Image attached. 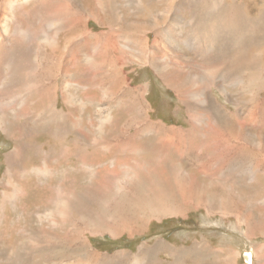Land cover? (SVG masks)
I'll return each mask as SVG.
<instances>
[{
    "label": "bare ground",
    "instance_id": "1",
    "mask_svg": "<svg viewBox=\"0 0 264 264\" xmlns=\"http://www.w3.org/2000/svg\"><path fill=\"white\" fill-rule=\"evenodd\" d=\"M178 1L179 0H157V1L148 0L147 3L148 9L144 5L145 2H138L136 9H131L132 12H135L132 14L135 15L136 17H134L135 18L134 19L132 16V18L130 19L135 20V23L138 19L140 20V18H144V19L142 20L141 23L138 22L140 24H129L131 25V27L127 29L124 26L126 24V21L123 17V14L115 15V16L113 15L114 17L112 16L114 18L113 20L115 21V23L112 22V20L111 23L108 22L109 18H106L107 11H106V7H104L105 5L102 4L103 0H18V2L16 0H11L9 2H7L6 0H0V9L4 7V10H8L10 13L9 15L5 16L4 25L2 24V26H0L2 29H4L0 34V64L5 63L7 66H9L8 63H11L13 58L16 57L14 61V65L17 66L18 70L33 69L31 68V66L27 67V65H25L26 64L25 60L21 58L24 54H27V52L29 51V46L26 48V46H22L23 43L21 42L22 45L19 44L20 47L17 48V44H15V42L18 41L17 37H25L30 41L29 28H23L17 26L18 21L24 19H26L27 22L28 20L38 21L39 24L33 28L43 27L45 25L50 26L51 24L57 25L56 28V30H58L57 37L51 35L49 30L48 31H44L43 29L34 30L35 37L36 34H38L39 32H42V34L45 33L44 36L47 37L46 39L42 40L41 44L39 45V52L36 55L38 68L35 71L36 76L34 77L36 83V87L34 90L35 96L40 98L43 97L44 91H46L48 88L52 89L53 85H54L53 89L56 87L55 85H57L59 90L60 85L57 83L56 79H61L67 76L72 78V80L75 82L76 88L74 89V93L76 94V96L79 93V89L82 87V83L86 84L85 86L91 87L94 86V79L99 80L101 82L99 85H102L103 83V86L106 87L105 97L109 99V100L106 99L107 100L106 104H108V102L111 104L110 102L111 93H117L116 91L119 92L120 90L121 91L123 90L122 89L123 88L122 85L124 81L123 71H125V69L128 67L149 65V67H151L155 71L156 75L159 76L164 86H167L168 88L170 87L172 91L176 94L178 100L179 98L181 99L179 100L180 102H186L187 106L186 105L185 106L186 109L188 110V115H190L189 127H191L192 129L168 127L163 122L153 121L150 118V114L148 115L150 111H148L145 114L144 107L138 100L137 101L131 100L135 104L134 108H132L133 116L135 117L132 118L134 119L132 121L133 123L128 125L127 129L121 132V135L123 136L124 133L130 130V129L128 130V127L131 128L135 127L134 131H130L132 134L131 141H127L125 145L119 147L120 145V137H119L114 141L112 140L113 143L111 144L110 149L115 147L116 149H112L113 151L118 150L120 154L123 153L128 156H132L134 152L139 154L140 149L138 147H134L133 143L138 142L141 133L143 135V131H144V133L146 134L148 133L156 137V143L152 147V150H154L156 153L159 151L161 155L155 157L156 160H154V158H151L150 162L149 160L147 162L142 158L136 160L127 158L128 163H124V164L120 163L117 165L118 168L127 167L124 169L130 171L131 174L134 176V179H127L126 182L122 181L124 185L121 186L119 189L121 197L118 194V197L114 199L113 202L111 201L112 203L111 202L108 203L105 212L106 214L105 215L101 214L104 216V218L100 216L101 218L100 221L98 218H97L98 220L96 221L95 219L86 220L88 217L87 216L86 219H84L86 215H83V217L80 218L79 217L76 218L77 215L80 216L81 213H79L80 212L79 209H82V207L79 206L77 208L76 204L74 203L73 205L72 204L69 205L68 201L73 202L74 201L73 198L71 197V200L67 199L66 201L64 198L63 190H61V188L60 190H57V187L54 190L55 197L51 198V200L53 201L51 205L54 203V206L51 208V212H49L47 210L48 205L46 206V204H44V199L42 198L41 192L42 190H44L43 188L47 189L48 180L52 178L51 172L53 171L51 168L52 164H50V161L47 159L44 164V169H40L37 168L35 162L31 163L30 166L24 165L23 167L21 165V162L26 158H23L21 161L16 163L15 160L11 158L12 156L8 157V161H6V163H8L9 165L7 164V169L5 170V176L3 177H5L4 181L7 180V182H5V185L7 187L9 186L8 188L10 189L11 193L3 192L2 196L4 197V199L11 200L17 197L15 200L17 205L13 206L16 209L15 211L17 213L22 212L23 215L24 214L26 215L30 212L32 213L33 211L31 209L33 206H30L28 204L27 196H29L31 192L30 190L34 188L33 185L35 186V184H37L38 185L37 188H39L40 190V194L38 195L40 203H38L39 205H36L34 203V205L36 208L43 210L42 211L40 210L41 212L38 209L35 210V212L37 213L35 215H37L38 217L40 216V219L43 218L47 222L48 220H50L51 225H53L54 227L53 232H55V230H58L62 233L63 229H67L69 227V229L62 236L63 241H60L58 239V235L56 236L55 234H50L51 232L46 233L45 234L46 237L44 238L43 236H39V235L38 237L34 235H30V236L27 235L26 239H28V241L25 243H31V244L34 243L35 244L34 249H36L41 256L42 254L46 253L45 252L46 250H50L52 251V254L53 253L55 254L54 256L52 255L53 257L51 258H49L47 254L46 256L43 255L44 256L43 259L46 263L48 262L50 263L52 261H61L60 263L64 264L63 261L66 260L67 263L65 264H144L145 262L156 264L153 263L151 259L152 256L150 255V252H148L149 250L146 251L144 247L143 248L140 247V251L136 256L120 253L111 258L108 256L104 257L101 254L97 253L93 249V247L90 246V244L88 243L89 241H87L88 240L87 237L89 236L91 237V239L99 235L102 236L109 235L111 237H117L122 233L134 234V232L138 231L139 229L143 231L146 225H149L152 221L156 219L160 222L161 221L163 222V220L165 218H169V216H172L171 218H173L174 216H183L184 214L189 212L184 210L188 208V205H191L187 201H192V202L196 201L194 203V209L197 211L204 208L205 210H207V213L209 212L210 214L219 212L224 217L232 216L233 218H236L237 221L241 224V226L247 227L246 233L249 239H251L252 236L255 237V235L251 236L250 234L251 230L252 231L254 230V228L251 229L253 223L254 225H259V223H261L262 224L261 227L258 228L257 230L261 232L260 236L264 235V207H262L261 210L262 212L261 214L263 215L262 218L260 219L259 222H255L256 218L254 219V215L251 208L249 207L248 203L245 202V196L252 193V191L256 188V185L260 180L257 183L252 181L250 184H247V182H244L245 179L240 180L239 178V186L242 188L243 195L241 194V196H238L239 195L238 194L237 196L236 195L234 196L232 194L230 196L228 194L229 198L225 199L224 201L216 199L215 202L216 207H214V205L211 206L214 203H212L211 205L208 204L207 206L205 205L207 204L206 201L213 200L211 196H202V189L200 186L196 190V187H194L195 185L192 183L193 177L190 174L181 171H179V174H174L173 172L175 171H173L172 169H171L172 171L170 170V168H172V165L170 162H168V161L172 162V159L169 157L167 158V156L169 155L171 156L172 154L173 155L176 154L181 159L187 161L190 160L192 157H195L194 161H196V164L194 163V166L196 167L197 172L201 174L204 179L212 180L213 182H214L213 179L217 177L216 179L220 186L222 185L226 186L228 183H230L231 177L229 176L228 172L231 173L234 169L237 170L238 174H244V173L246 174L247 172H252L253 175H256V173L258 174L259 172H262L264 170V142L261 140L253 141L252 140L253 137L251 135L252 132L249 131L250 128L252 129V125H256L257 130L262 128L261 131H264V101L262 100V98L261 100L258 99L259 92L264 89V33H262L261 31L263 30L264 32V26L261 28L256 26L260 20H262L260 24L264 25V17L262 16L264 0L244 1L245 6H243V8L247 10V14L249 16V17L247 16V18H249V21L244 16L245 11L241 9V6L243 5V1L241 0H185V1L182 0L181 4H183L184 7H186L184 4H187V12L189 18L184 17L185 18L184 22H186L187 24H185L183 27L177 25L178 27L176 28L175 25L177 23L175 24L176 22L175 19L177 17L171 16L173 14V13L171 14V12H169V14L164 12L163 13L164 21L167 22L166 24L169 23L172 26L170 32L167 34V32L165 31L168 28L167 25L162 28H157L159 27L158 23H160L162 19L161 17H159L160 15H156L158 17L154 16L153 13H151V11L157 4L161 5L162 2H164L166 5L172 3V7H173L177 5ZM31 2H34V4L36 5L34 6L33 11H31V13L26 14L25 4L29 5ZM191 3L193 5L197 4L196 6L197 8L195 10L193 5L190 8L188 7L189 4L191 5ZM63 4L65 6H62ZM99 5L102 6L100 9L98 8ZM143 7L146 10L145 13L139 11V9H142ZM86 8L88 10H86L85 12L88 14L89 19L91 21L92 20L94 21V13H97L96 15H97V19L99 20V24H101L100 20L104 18L107 20L106 28L107 30L110 31L111 35H108V33L107 35L101 33L97 37L100 40L107 38L106 40H104L105 42H100V40L97 39L95 40L96 36L93 34H87L86 31L85 34L84 28H77V26L84 21V15L82 13V10L83 9L85 10ZM45 10L49 11V17L45 15ZM101 11L104 12L103 17ZM180 11L181 10H179V12ZM99 15L101 18H99ZM0 19L3 20V17L1 18V15H0ZM149 20H151L152 23H150ZM244 21H248L249 24H251V27L249 26L250 28L247 30L244 29L245 26ZM184 22H182V25L184 24ZM85 25L87 24L85 23ZM100 26H102L101 28L106 29L102 24L99 25V27ZM190 26L194 27L193 28L194 32H191L192 30ZM116 27H118L119 31L116 29ZM160 31L162 32L161 35H160ZM243 32L244 35L246 34L248 36V38H245L246 42L242 41V38L244 36V35L242 36ZM158 34L161 37H163L162 38L163 46L164 45L167 46V44L168 46H170L172 44L170 49L171 51L168 52L166 50L168 47L166 46H164V48L160 47L158 45L159 39L157 41L158 48H162L166 53H169L170 59L167 58L166 60L165 57L161 58L157 54V46L151 45L150 43L147 42L145 43L143 41L145 40V38H147L149 41L150 36L152 35L154 36L153 38L158 37ZM173 35L176 36L171 39V36ZM259 36L261 37V39ZM176 38L179 41L185 40V42H187V40H190V43L195 44L196 45L195 47H197L196 52L198 53L196 54L197 57L196 58L192 57L185 60L183 58L182 59L179 58L181 60H177L178 58H175L174 55L176 52L181 54L182 47L178 45V42L177 43L172 42L174 41L173 39H175L176 41ZM110 40L111 42H109ZM141 40L143 43H141ZM1 41L3 42L2 44ZM221 41H222L221 49L223 54L221 57H218L219 53L217 54V50L215 49V47L220 46ZM97 43L99 44L96 45ZM102 45L104 46L100 50ZM98 53L99 55H102V61L104 62L102 67L100 64L99 65L97 64V58L99 57ZM198 55L200 56V59H198L197 61ZM3 56L4 57L6 56L8 58L5 59ZM1 57H3V59ZM72 57H75V59H72ZM169 60H171V63L169 64H171L172 66L166 64L169 62ZM158 62L159 65L157 67L156 65ZM79 63L83 66H79L78 65ZM164 63L167 65L168 68L164 67ZM12 67L10 65V68ZM2 70H0V72ZM22 70H20L21 73ZM17 72L16 74H18ZM2 73L5 74L3 71ZM239 75H241V77L244 78L242 79ZM244 79H246L245 82L243 81ZM112 80L116 81V83L113 84V88L106 86V83ZM2 82L3 79H1L0 77V89L2 86V92H3L2 94H4L5 86L2 85ZM240 84L245 85L244 88L242 87L243 88L242 90L240 88ZM26 87L27 86H25V88ZM232 87L238 89L239 91L237 92V95L239 93L238 96L240 95L241 96L243 95V97L247 96L246 99H249L251 97L250 99L251 102H249V100H247L248 102H246L248 106H242V110H244V112L250 118L249 125L242 124V121L240 119L241 110L239 109L236 110L235 108L233 110L231 109L228 110L227 107H225L227 105L224 104L222 105L218 103L220 99L219 97L233 104L234 107L235 105L240 103L237 97L232 96L230 94L231 92H229V89H231ZM10 88L8 87V89ZM62 90L68 93L69 99L71 98L70 100H68L70 105L67 104V106H70L69 108L71 109H75L76 107L74 106L77 104L78 101L76 98H74V95L73 96L71 95V93L73 92V85L70 83H66L62 88ZM83 90L85 91V89ZM27 91L29 90L27 89ZM137 92H138V97L141 99V97L143 96L141 90ZM213 92H216V94L214 95ZM235 94L236 93H234V95ZM43 101L45 100H42L41 102ZM56 102L57 100L55 99V102L51 103L50 105L51 109H57ZM80 104L81 103L77 105ZM126 107H128V105H126ZM61 111L63 113V111L65 110L63 109ZM129 111H131V109H129ZM5 115H7V112L3 113L4 117ZM20 117L25 118L26 122H31V119L27 118V113L25 112L21 113ZM107 117L109 121H107L106 123L103 122L104 124H106L109 127H113L114 125H116V121L114 120L115 117L113 118L109 113L107 114ZM66 118H67V123L71 128L69 136L70 137L72 136L75 139V140L73 139V143H75L76 140L83 141L84 139L82 138V136L80 137V133H77L75 131L77 120L74 122L72 117L69 118L68 115H66ZM42 122H44V119ZM7 127L11 128L7 122H0V132L3 133L4 135L12 132V130H8ZM198 127L201 128L200 131L201 133L199 134V136H198V132L200 129H198ZM87 133L88 132H86V134ZM197 137L200 139V143L198 145L196 144ZM260 138H262V136H260ZM99 139L102 143L104 141L106 142L105 144L109 145L105 137L101 136ZM53 140L55 139H52V141ZM85 141H86L85 146H87L89 149L91 147L89 146L90 142L87 144V138ZM232 141L234 142L236 141L238 143H233ZM93 144L94 145L97 144L96 146H100V147L104 146L103 145L104 143L101 144L98 143L97 141H94ZM67 145L65 146L64 144H61L60 148L58 147L59 148L58 152L61 151L64 152V154L67 151L66 149H68L70 153L72 149V154L66 155L63 158H65L66 160L68 159V161L77 160L76 158L79 159V154H78L79 152L77 150L74 151V148L71 147L67 148ZM106 146L104 148H106ZM50 147L51 149H54L53 145ZM253 147H256V151H254ZM76 149H78V147ZM196 151L199 154H197ZM19 152L21 151L19 150ZM249 153L252 154L251 157L249 158L251 161L250 160L246 161L245 156L248 155ZM50 158L53 159V157ZM57 164L58 167H61L65 164V162L57 161ZM73 165L71 166V164L68 163V166L70 167H73ZM208 166L210 168V171L205 169V167ZM113 170L115 169H112V171ZM144 170L146 171L149 170V171L144 175V177H142L141 175L144 173ZM236 170L234 171L236 172ZM17 171H19L20 173H17ZM101 173L103 175L102 171ZM98 174H100V172ZM162 175H165L168 178L167 179L163 178ZM171 175H179V177L174 181V185L171 188H169L171 186V183L169 182ZM71 176L73 177V174ZM193 176H197V175L194 174ZM17 177H20V180H17L19 182H16ZM118 177H121V175H119ZM187 177H191V178L187 179ZM43 180L44 181L46 180V184L42 182ZM171 180L173 181L174 179L171 178ZM68 183H70V181ZM107 183H109V181ZM144 185H146L148 189L151 187L150 185H154L155 187L152 186L150 190L148 189L143 190ZM137 187H140L143 191H141ZM105 188L106 189L104 190V192L100 193L102 199L109 198L110 196L109 190H107L108 187ZM111 188L112 186L110 187V189ZM156 188H160L158 189L160 193L159 192L156 193L157 192ZM176 192H178L182 196L183 199L182 202L177 201V199L181 197L176 195ZM233 192H235V189ZM239 192L240 191H238V193ZM122 199H125L127 201H132L134 202V204H129V209H127L126 205L123 204ZM96 200L98 201L99 199ZM202 200H204L205 203L202 204ZM260 200H264V198ZM0 210L2 209L0 208ZM44 210L48 211V213L44 212ZM86 212H89V210H87ZM35 215L33 214L32 216ZM4 223L5 222L1 221L0 230L3 229L2 227ZM12 224H13V227H11L12 231L10 233L8 232L0 233V236L5 238L4 236L8 237V235H10L6 244L14 246V243L17 241L16 239L20 238V233L21 234L25 233L27 228L26 226L17 227L21 223L17 225L16 222L15 223L12 222ZM24 235L25 234L21 235V237L24 238L25 237ZM164 246L166 250H169L168 251L169 255L167 256H170L171 259L172 257H175L174 264H184L183 255L182 253L179 252L180 249L175 251H170L168 245H164ZM191 248L189 247L183 249L182 252L190 251L191 254L189 255V258L192 261H201L200 262L201 264H236V261L239 259V255L238 253H236V251L223 249V247L215 248L212 245H210V243L206 240H202V241L198 240L197 242H194ZM16 253H21V251L19 250ZM254 253L246 252L244 256L246 264H253V260L256 255V254L254 255ZM32 254L33 252L30 253L29 255L25 254L26 260H29ZM241 254L240 256L242 257L243 254L242 255ZM23 255L24 253L21 256L18 255V258H22ZM210 255H213L215 259L209 262L208 257ZM8 257H9L8 260H12L14 257L17 264H19L18 259L14 253L9 254ZM0 264H6V261L3 260L1 261Z\"/></svg>",
    "mask_w": 264,
    "mask_h": 264
},
{
    "label": "rangeland",
    "instance_id": "2",
    "mask_svg": "<svg viewBox=\"0 0 264 264\" xmlns=\"http://www.w3.org/2000/svg\"><path fill=\"white\" fill-rule=\"evenodd\" d=\"M6 1L9 2L11 0H6ZM16 1L18 2V0H16ZM116 1L115 0H103L102 4L105 5L104 7H106V11H107L106 12V18H109L110 20H112V22L115 23V21L113 20L114 19L113 17L115 15H120V14L122 15L123 14V17L126 21V24L124 26L127 29H129L131 27V25H129V24H140L142 22V20L144 18H140V20L138 19L136 21V23H135V20L130 19V18H132V16H133V18L136 17L135 15L132 14L135 12H132L131 9H136L138 2H145L144 5L148 9V6H147L148 0H116ZM241 1H243V5L241 6V9L243 11H245L244 16L247 18V16H248L247 10L243 8V6H245L244 1H246V0H241ZM181 2H182V0H179L177 2V5L173 6V7H172V3H169L166 5L164 2H162L161 5L157 4L153 8L151 13H153L154 16L160 15L159 17H161V19H162V20L160 19L161 22L158 23L159 27H157V28H162V27L167 25L168 30L167 29L165 30L167 32V34L170 32V30L172 28V26L169 23L166 24L167 22L164 21V16H163L164 12L168 13V14H169V12H171V14L173 13L171 16L177 17L176 19H178V20L175 19V21H176L175 24L177 23L175 25L176 28L179 25H180V27H183L185 24H187L186 22H184L185 18H189L188 12H187V4H184L186 6V7H184L183 4H181ZM35 5L36 4H34V2H31L29 5L25 4V6H26L25 13L26 14L31 13V11H33V8ZM192 5L193 4L191 3V5L189 4L188 7L190 8V7H192ZM27 6H28V8H27ZM62 6H65V5L63 4ZM99 6H98V8L100 9L102 6L101 5H99ZM196 6H197V4L193 5L194 10L197 8ZM86 10H88V9L86 8L85 10L84 9L82 10V13L84 15V21L81 22L80 24L78 23L79 25L77 26V28H84V32L86 31L87 34H93V35L97 34V36L95 37V40L96 39L100 40L97 37L101 33H104L106 35L108 33V35H111L110 31L107 30V28L103 29V28H101L102 26L99 27V25H101V24H99V20L97 19V15H96L97 13H94V21L93 20L91 21L89 19L88 14L85 12ZM179 10H181V11L179 12ZM139 11L145 13L146 10L143 7L142 9H139ZM154 12H155V14H154ZM101 13H102V17H103L104 12L101 11ZM178 13H180V14H178ZM9 14H10L9 11L4 10V7H2L0 9L1 18L3 17V20L0 19V26H2V24L4 25L5 16L9 15ZM45 15L47 17H49V11L45 10ZM262 16L264 17V6L262 9ZM156 17H158V16H156ZM99 18H101L100 15H99ZM247 19L249 21V18H247ZM248 21H244V24H245L244 29H246V30L251 27V24H249ZM261 21L262 20H260L256 26H258L260 28L263 27L264 25L260 24ZM108 22H110V21H108ZM138 22H140V23H138ZM149 22L152 23L151 20H149ZM178 22H180V23H178ZM182 22H184L183 25H182ZM85 23L87 25H85ZM38 24H39L38 21L28 20V22H27L26 19L20 20L17 22V26L23 27V28H29L30 41L25 37H17L18 41H16L15 44H17V48L20 47V45H22V43H23L22 46H26V48L29 46V51L27 52V54H24L21 58L25 60V62H26L25 65H27V67L31 66V68H33V69H29V70L20 69V70H22V73H21V71L18 70L17 66L14 65V61H15L16 57L13 58L11 63H8L9 66H7L5 63L0 64V70L3 69L2 71L5 73V74H3L1 71L0 74L1 73L2 74L0 75V77H1V79H3L2 85L5 86L4 92L6 93V94L5 93L2 94L3 92H2V86H1L0 94L3 97L0 95L1 96L0 97V122H7L11 127V128L7 127V129L12 130V132H10L9 134H5V135L0 132V180H1L0 181V183H1L0 184V208L2 209V210H0V224H1V221L5 222L3 224V227H2L3 229L0 230V233H5V232L10 233L12 231L11 227H13L12 222L13 223L16 222L17 225L21 223L17 227L26 226V228H27L25 233H23V234H25L24 235L25 237L24 238L21 237V235H23V234L20 233V238L16 239L17 241L14 243V246L6 244L10 235H8V237L4 236L5 238L0 236V238H1L0 239V263H1V261L5 260L6 264H17L14 257L12 260H8L9 259L8 256L11 253H14L16 255L19 264H52V263L53 264H61L60 263L61 261H52L50 263L49 262L46 263L44 261L43 257L46 256V254H47V256H49V258H51L55 254L54 253L52 254V251H50V250H46L45 251L46 253L42 254V256H41L39 254V252L36 249H34L35 248L34 243L33 244L25 243L28 241V239H26V237H27V235H29V236L34 235L37 237L39 235V236H43V238H44V237H46V235H45L46 233L51 232L50 234H55L56 236L58 235V239L60 241H63L62 236L69 229V227L67 229H63L62 233L58 230H55V232H53L54 227H53V225H51L50 220H48V222H47L43 218L40 219V216L38 217L37 215H35V214H37L35 212V210H37V209L39 211L43 210V209L36 208L34 205V203L36 205H39L38 203H40L39 198H38V195L40 194V190H39V188H37L38 187L37 184H35V186L33 185V187H34V188H32L33 190L31 189L29 196H27L28 197L27 198L28 204L30 206H33L31 209L33 211L32 213L37 217L32 216L33 214L31 212L26 214V215L25 214L23 215L22 212L17 213L15 211L16 209L13 207L14 205H17L16 201H15L17 197H15L11 200H5L4 199V197L2 196L3 192L11 193L10 189L8 188L9 186L7 187L5 185V182H7V180L4 181L5 177H3V176H5V170L7 169V164H8V163H6V161H8L9 156H12L11 158H13L16 163L21 161L23 158H26L25 160H23L21 162V165L23 167H24V165L30 166L31 163L35 162L37 168L44 169V164H45L46 160L48 159L50 161V164H52L51 168L53 171V172H51L52 178H50L48 180V184H47L48 187L46 186L47 189L43 188L45 191L42 190V192H41L42 198L44 199V204H46V206L48 205L47 210L49 212H51V208L54 206V203L51 205V203L53 202L51 200V198L55 197L54 190L57 187V190H60V188H61V190H63L64 198L66 201H67V199L71 200V197L73 198V200H74L73 202L68 201L69 205L70 204L73 205V203H74V204H76L77 208L79 206L82 207V209H79V211H80L79 213H81L80 216L77 215L76 218H78V217L80 218V217H83V215H86L84 218V219H86V217L88 216L86 220L95 219V221H96L99 219V221H100V219H101L100 216L104 218L103 215L106 214L105 212H106L108 203L111 201L113 202V200L118 197V194H119V196L121 195L119 192V189L121 186L124 185V183L122 181L126 182L127 179H134V176L131 174V172L124 169L127 167L118 168L117 165L120 163H123V164L128 163L127 158L134 159V160L142 158L143 160H146L147 162L149 160V162H150L151 158H154V160H156L155 157H158L161 155V153L159 151L156 153L154 150H152V147L156 143V137L153 135H150L148 133L146 134V133H144V131H143V135L141 133L140 139H138V142L133 143L134 147H138L140 149L139 150V154L141 153L140 155L137 154L136 152H134L133 153L134 155L132 154V156H128V155H125L123 153L120 154L118 150L113 151L112 149H116L115 147L110 149L113 141L118 139L119 137H120L119 147L125 145L127 143V141H131L132 134L130 131H134L135 127H132V128L128 127V130L130 129L128 132H126L128 135L126 133H124L123 136L121 135V132L126 130L127 126L133 123L132 121L134 119H132V118L135 117V116H133V109H132V108H134L135 104L131 100H134V101L138 100L143 105L145 114L148 111H150V113H148V115L150 114V118L155 122L156 121L163 122L168 127L192 129L191 127H189L190 126V121H189L190 115H188V110L186 109V106H187L186 102H180L179 100H181V99L179 98V100H178V98L176 97V94L172 91V89L170 87H169L170 88L169 89L167 86H164V84L161 81V79L159 78V76L156 75L155 71L151 67H149V65L128 67L125 69V71H123V76H124V81H125V82L123 81V85H122L123 90L122 91L120 90L119 92L116 91L118 94L117 93H111V95H110L111 104L109 102H108V104H106L107 100H109L105 97L106 87L103 86V83H102V85H99L101 82L99 80H95L94 77H93L94 86L88 87V86H85L86 84L82 83V87L79 89V93L77 94V96L74 93V89L76 88L75 82L72 80V78L67 77V76L63 77L61 79H56L57 83L60 85L59 90H58L57 85H55L56 87L53 89V87H54V85H53L52 89L48 88L46 91H44V96L47 98H45L44 96L41 98L35 96L34 90L36 87V83H35L34 77L36 76L35 71L38 68L36 55L39 52V45L41 44L42 40L46 39L47 37H45L44 36L45 33L42 34V32H39L38 34H36V37H35L34 30H36V29H39V30L43 29L44 31L49 30L50 34L53 35L54 37H57V31H58V30H56L57 25H52V24L50 26L45 25L43 27L33 28V27H36ZM190 28L192 30L191 32H194L193 31L194 27L190 26ZM116 29L119 31L118 27H116ZM3 30L4 29H2L0 27V34L2 33ZM257 30H259V29H257ZM261 31H262V33H264L263 30H261ZM86 32H85V34H86ZM181 32H182V30H181ZM161 33L162 32L160 31V35H161ZM149 35H151V34H149ZM160 35L158 34V37H155V38H153L154 36L152 35V36H150L149 41L147 38H145V40H143V41L145 43L147 42V43H150L151 45L157 46V41L159 39L158 45L160 47L164 48V46H166V45L163 46V43H162L163 37H161ZM243 35H244V32H243L242 36ZM175 36L176 35L171 36V39L174 38ZM245 38H248V36L246 34L242 38L243 42H246ZM106 39L107 38L101 39L100 42H105L104 40H106ZM155 39H156V41H155ZM171 39H169V40H171ZM260 39H261V37H260ZM173 40L174 41H172V42H174V43L178 42V45L182 47L181 48L182 53L179 54L178 52H176L174 55L175 58H178L177 60H181L182 58L185 60L188 58H192V57L196 58L197 57L196 56V54H198L196 52L197 47H195L196 46L195 44L190 43V40H187L188 43L185 42V40L179 41L177 38H176V41H175V39H173ZM109 42H111V40ZM2 43L3 42L1 41V44ZM141 43H143L142 40H141ZM189 43H190V45H189ZM106 44H104V45H106ZM104 45L101 46L100 50L103 48ZM171 45L168 46V44H167V46H166V47H168L166 49L168 52L171 51L170 50ZM214 46H216V45H214ZM162 48H158V46H157V54L161 58L165 57L166 60H167V58L170 59L169 53H166ZM221 48H222V41H221L220 46L215 47V49L217 50V54L219 53L218 57H221L223 54ZM11 49H12V46H11ZM184 49L186 52L184 51ZM193 52H194V54H193ZM98 55H99V53H98ZM3 57H1V58L3 59ZM4 58L6 59L8 57L5 56ZM179 58H181V59H179ZM72 59H75V57H72ZM198 59H200L199 55H198L197 61H198ZM169 63H171V60H169V62L166 64L172 66ZM97 64L98 65L100 64L101 67L103 66L104 62L102 61V55H99V57L97 58ZM166 64L164 63V67H167ZM10 65H11V67L12 66L13 67L10 68ZM78 65L83 66L80 63ZM158 65H159V62L157 63L156 66L158 67ZM17 71H19V72H17ZM28 71H29V74H28ZM30 71H31L32 75L30 74ZM16 72L18 74H16ZM239 76L241 77V75H239ZM19 78H21V79H19ZM12 80H13V82H12ZM245 80L246 79H244L243 81L245 82ZM113 81L114 80L107 82L106 86L113 88V84L116 83V81H114V82ZM54 82H56V81H54ZM146 82H147V84H146ZM66 83H70L73 85V92L71 93V95L72 96L74 95V98H76L77 101L79 103H81L80 105H77V104H79L77 102V104L74 106V107H76L75 109H71V108H69L70 106H67V104L70 105L68 100H70L71 98L69 99L68 93H66L65 91L62 90V88L64 87V85ZM9 84H10V86H9ZM12 85L14 86L15 89L13 88ZM19 85H21V86H19ZM24 85L27 87L25 88ZM92 85H93V83H92ZM8 87L9 88L11 87V88L8 89ZM18 87L20 88V90ZM48 87H51V86H48ZM242 87L244 88L245 85L240 84L241 90L243 89ZM5 89H6V91H5ZM27 89L29 91H27ZM83 89H85V91ZM234 89L235 88L232 87L231 89H229V92H231L230 94L232 96H235L239 99V102H240L239 104H237V105L234 104L235 105V107H234L233 104L229 103L228 101L224 100L221 97H219L220 99H219L218 103L222 104V105L223 104L227 105L225 107H227L228 110L229 109L233 110L234 108L236 110L237 109L241 110L240 111V113H241L240 119L242 121V124L249 125V119L250 118L247 116V114L244 112V110H242V106H248L246 102H248L247 100H249V102H251V100H250L251 97L249 99H246L247 96H244V97H243V95L238 96L239 95V93L237 95V92H239L238 89H235V90ZM8 90H10V91H8ZM140 90L143 94L141 99L138 97V92H137ZM20 91L23 93H21ZM90 91H91V93H90ZM53 92L56 94V96ZM233 92L236 94L234 95ZM17 93H18V96H17ZM148 93H150V94H148ZM26 94H27V96H26ZM213 94L215 95L216 92H213ZM213 94H211V95H213ZM263 94H264V89L261 90L258 94L259 100H261V98H262V100L264 101V95ZM7 95H8V97H7ZM48 98L51 100H49ZM188 98H190V97H188ZM37 99H39V100H37ZM52 99H53V102H52ZM55 99L57 100V102H56L57 103V109H51L50 105H51V103L55 102ZM87 99H88V101H87ZM42 100H45V101H43L44 104H43V102H41ZM85 102H87V103H85ZM117 103L119 106L117 105ZM20 104H21V106H20ZM90 105H91V107H90ZM126 105H128V107H126ZM125 107L127 108V110ZM128 108L131 109V111H129ZM63 109L65 111H63V113H62L61 110H63ZM22 111L27 113V118L31 119V122H26L25 118L20 117L21 113H23ZM4 112H7V115H5V117L3 116ZM106 113L111 114V116L113 118L115 117L114 120L116 121V125H114L113 127H109L103 123V122L106 123L107 121H109ZM129 114L131 117L129 116ZM66 115H68L69 118L72 117L74 122L77 120V125H76L77 130L75 129V131L77 133H80V137L82 136V138L84 139L83 141L82 140L81 141L76 140V142L73 143L74 138L72 136H71L72 138L69 136L71 128L67 123ZM120 115H122V116H120ZM104 116H105V118H104ZM43 119H44V122H42ZM247 121H248V123H247ZM193 124H195V123H193ZM195 125H197V124H195ZM198 129H200L198 132V136H199V134L201 133L200 132L201 128L198 127ZM261 130H262V128L257 130L256 125H252V129L251 128L249 129V131L252 132L251 135L253 137L252 138L253 141H260L261 140L264 142V131H261ZM21 131L22 132L24 131V132L22 133ZM86 132H88L87 133L88 135L86 134ZM107 133H108V135H107ZM116 133H117V135H116ZM83 134H84V136H83ZM101 136L105 137V139H107L109 145L105 144L106 142H104V141H103L104 144L100 141L99 138ZM260 136H262V138H260ZM86 138H87V144L90 142L89 146H91V147L89 149L87 146H85L86 145V141H85ZM52 139H55V140L52 141ZM196 139H197L196 144L198 145L200 143V139L198 137ZM50 141H52V142H50ZM94 141H97L98 143H101L104 146H101V147L96 146L97 144H95V145L93 144ZM55 142H58V143H55ZM232 142L238 143L236 141L235 142L232 141ZM61 144H64L65 146L68 144L67 148L71 147V148H74V151L77 150L79 152L78 153L79 159L76 158L77 160H74V161L69 160L68 161V159L66 160L65 158H63L66 155L72 154V149H71V153L68 149H66L67 151L65 154H64V152H61V151L58 152ZM52 145H53L54 149H57V150L51 149L50 146H52ZM105 146H106V148H104ZM12 147H13V149H12ZM77 147H78V149H76ZM253 148H254V151H256V147H253ZM80 149H81V151H80ZM19 150L21 152H19ZM154 153H156V154H154ZM166 153H168V152H166ZM197 154H199V153L197 152ZM251 155L252 154H250V153L248 155H246L245 160L246 161L250 160L249 158L251 157ZM50 157H53V159ZM168 157L172 159V162L171 161H168V162L171 163L172 168H170V170L172 169L173 171H175V172H173L174 174H179V171L190 174L193 177L192 183L195 185L194 187H196V190L200 186L202 189V196H211V198L214 201L213 200L206 201L207 204H205V205H207V206H208V204L211 205L212 203H214L211 206L214 205V207H216V205H215L216 199L224 201L225 199L229 198V195L231 196L232 194L234 196L235 195L237 196L238 194H239L238 196H241V194L243 195L242 188L239 186V178H240V180L245 179L244 182H247V184H250L252 181L257 183L260 180L257 183L256 188L252 191V193L245 196V202L248 203L249 207L251 208L253 215H254V219L256 218L255 222L260 221V219L263 216L261 214L262 213L261 210H262V207H264V200H260V199L264 198V194H263V192H264V181H263L264 180V178H263L264 174H263V171L264 170L262 172H259L258 174L256 173V175H253L252 172H247L246 174L245 173L244 174H238L237 170L234 169V170H236V172L234 170L231 172L232 174L230 172H228L229 176L231 177L230 183H228L226 186L225 185L220 186L218 184L217 179H216L217 177H215L213 179L214 180V182H213L212 180L204 179L203 176L197 172V169L194 166V163L196 164V161H194L195 157H192L188 161L181 159L176 154H174V155L172 154L171 156L169 155V156H167V158ZM37 160H38V162H37ZM57 161L58 162H61V161L65 162V164H67V165L64 164L63 166L58 167ZM102 161H103V163H102ZM68 163H70L71 166L74 164L73 167L68 166ZM129 166H130V164H129ZM73 168H75V169H73ZM112 169H115V170L112 171ZM205 169L210 171L209 166L205 167ZM19 171H17V173H20ZM101 171L103 172V175H102ZM148 171L149 170H147V171L144 170V173L141 176L144 177V175ZM97 172L98 173L100 172L101 175L98 174ZM233 172H235V173H233ZM112 173H114V174H112ZM117 173H118V175H117ZM128 173H129V175H128ZM193 173L197 176H193L194 175ZM72 174H73V177L71 176ZM95 174H96V176H95ZM119 175H121V177H118ZM245 175H246V177H245ZM252 175H253V177H252ZM110 176H111V178H110ZM162 177L166 178V179L168 178L165 175H162ZM178 177H179V175H171L170 181H169L171 183V186L169 188H171L174 185V181ZM171 178L174 180L172 181ZM189 178H191V177H187V179H189ZM107 179H109V180H107ZM115 179H116V181H115ZM17 180H20V177H17V179H16V182H19ZM225 180H227V179H225ZM69 181H70V183H68ZM108 181L110 184L107 183ZM42 182L46 184V180L45 181L43 180ZM112 183H114V184H112ZM236 184H238V185H236ZM108 185L110 187L112 186V188L110 189V187ZM146 185H148V184H146ZM146 185H144L143 190L148 189V187ZM230 185H231V187H230ZM71 186H72V188H71ZM150 186L152 187L154 185H150ZM105 187L109 188V189L107 188V190H109L110 196H109V198L102 199L100 196V193L104 192V190L106 189ZM113 187H115L117 190ZM137 188L140 189L141 191H143L140 187H137ZM150 188L148 190H150ZM158 189H160V188H156V191H157L156 193H158V192L160 193V191ZM234 189H235V192H233ZM238 191H240V192L238 193ZM80 194H82V195H80ZM176 195L181 197V198H178L177 201L182 202L183 201L182 196L178 192H176ZM74 196H75V198H74ZM85 196H87V197H85ZM57 197H58V195H57ZM96 199H99V200L97 201ZM204 200H202V204L205 203ZM122 201H123V204L126 205L127 209H129V204H134V202L127 201L125 199H122ZM187 202L191 205H188V208L184 209V210L189 211V212H187L183 216H174L173 218H171L172 216H169V218H165L163 220V222L162 221L160 222L156 219V220L152 221L149 225H146V227H144L143 231L141 229L137 228L139 230L134 232V234L122 233L121 235H119L121 237H119V236L111 237L109 235H103V236L99 235V236L93 237L92 239H91V237L88 236L89 238L87 237V239H88L87 241H89L88 243L90 244L91 247H93V249L97 253L101 254L104 257L108 256L111 258L117 254H120V253L136 256L140 251V247L141 248L144 247L146 251L149 250L148 252H150V255L152 256L151 259H152L153 263H156V264H163V263L164 264H168V263L174 264L175 257H172V259H171L170 256H167V255H169L168 254L169 250H166L164 245H168L170 248V251H175V250L180 249L179 252L182 253V255H183L184 264H196V263L201 264L200 263L201 261H192L189 258V255L191 254L190 251L182 252V250L189 248V247L191 248L193 246V243L197 242L198 240L199 241L206 240L210 243V245H212L215 248H220V247L222 248L223 247V249H229V250L236 251V253H238V255H239V259L236 261V264H246L245 258H244L246 252H249V253L255 252L254 255L255 254L257 255V257L255 255V258L253 260V264H264V235L260 236L261 232L259 230H257L258 228L261 227V225H262L261 223H259V225H254V223H253V226L251 227V229L254 228V230L253 231L251 230L250 234H251V236L255 235V237L252 236V238L249 239L247 237V233H246L247 227L241 226V224L237 221L236 218H233L232 216H225L224 217L219 212H216L214 214H210L209 212L207 213V210H205L204 208L197 211L194 209V203L196 201H193V202L187 201ZM93 203H95V204H93ZM261 204H263V205H261ZM97 207H99V208H97ZM82 210H83V212H82ZM87 210H89V212H86ZM93 210H95L96 212ZM48 211L44 210V212H46V213H48ZM101 214H103V215H101ZM177 217H179V218H177ZM20 218H22V219H20ZM24 218H25V220H24ZM8 220H10V221H8ZM6 221H8V222H6ZM18 221H20V222H18ZM22 230H23V228H22ZM140 230H141V232H140ZM106 236H108V237H106ZM32 248H33V250H32ZM191 249H189V250H191ZM19 250L21 251V253H16ZM13 251H15V252H13ZM36 251H37V253H36ZM32 252H33V254H32L31 258L29 260H26L25 254L29 255ZM23 253H24V255L22 256V258H18V255L21 256ZM241 253L243 254L242 257L240 256ZM154 255H156V256H154ZM260 257H261V259H260ZM214 259H215V257L213 255H210L208 257L209 262L213 261ZM241 259H243V260H241ZM63 262H64V264L67 263L66 260H64ZM144 264H151V263L145 262Z\"/></svg>",
    "mask_w": 264,
    "mask_h": 264
},
{
    "label": "crops",
    "instance_id": "3",
    "mask_svg": "<svg viewBox=\"0 0 264 264\" xmlns=\"http://www.w3.org/2000/svg\"><path fill=\"white\" fill-rule=\"evenodd\" d=\"M110 23H111V20L109 19ZM100 23L106 28V24H107V20L104 18L102 20H100ZM95 36H97V34H95ZM100 43V42H99ZM99 43H97L96 45H98Z\"/></svg>",
    "mask_w": 264,
    "mask_h": 264
}]
</instances>
